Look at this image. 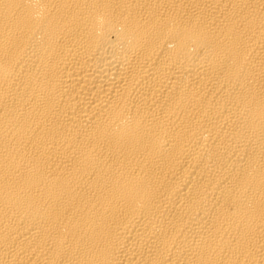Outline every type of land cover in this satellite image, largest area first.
Wrapping results in <instances>:
<instances>
[{"label":"bare ground","instance_id":"6f19581e","mask_svg":"<svg viewBox=\"0 0 264 264\" xmlns=\"http://www.w3.org/2000/svg\"><path fill=\"white\" fill-rule=\"evenodd\" d=\"M0 264H264V0H0Z\"/></svg>","mask_w":264,"mask_h":264}]
</instances>
